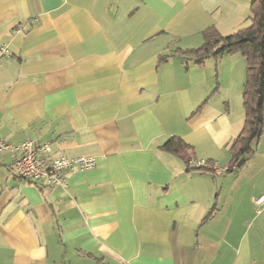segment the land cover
I'll list each match as a JSON object with an SVG mask.
<instances>
[{"label": "crops", "instance_id": "1", "mask_svg": "<svg viewBox=\"0 0 264 264\" xmlns=\"http://www.w3.org/2000/svg\"><path fill=\"white\" fill-rule=\"evenodd\" d=\"M251 1L0 0L1 137L97 162L46 186L0 151V264H264V130L227 170L246 60L181 54L248 26Z\"/></svg>", "mask_w": 264, "mask_h": 264}, {"label": "trees", "instance_id": "2", "mask_svg": "<svg viewBox=\"0 0 264 264\" xmlns=\"http://www.w3.org/2000/svg\"><path fill=\"white\" fill-rule=\"evenodd\" d=\"M250 24L231 34L221 35L214 29L203 33V42L197 48L181 51L198 64L211 56L239 53L246 60L243 85V108L245 122L242 131L234 139L229 149L228 171L240 168L252 155L253 143L258 142L264 130V0H252L250 5ZM162 56L160 60H165ZM167 151L179 156L187 165L192 157L190 146L178 138H170L163 145ZM195 167L206 170L209 162L199 164L192 159Z\"/></svg>", "mask_w": 264, "mask_h": 264}, {"label": "built area", "instance_id": "3", "mask_svg": "<svg viewBox=\"0 0 264 264\" xmlns=\"http://www.w3.org/2000/svg\"><path fill=\"white\" fill-rule=\"evenodd\" d=\"M7 44H0V63L10 56ZM13 150V167L17 176L25 180L42 182L46 186H65L66 174L69 171H85L96 167V159L92 156L59 155L50 157L49 142L25 140L13 146L0 135V151ZM199 164H205L199 160ZM211 167V165H210ZM257 204L264 202V195L255 199Z\"/></svg>", "mask_w": 264, "mask_h": 264}]
</instances>
